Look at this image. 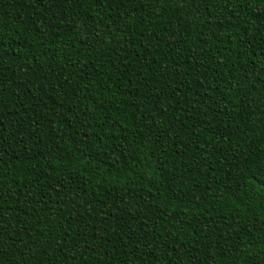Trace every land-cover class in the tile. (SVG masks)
Wrapping results in <instances>:
<instances>
[{
  "label": "trees",
  "instance_id": "obj_1",
  "mask_svg": "<svg viewBox=\"0 0 264 264\" xmlns=\"http://www.w3.org/2000/svg\"><path fill=\"white\" fill-rule=\"evenodd\" d=\"M0 264H264V0H0Z\"/></svg>",
  "mask_w": 264,
  "mask_h": 264
}]
</instances>
